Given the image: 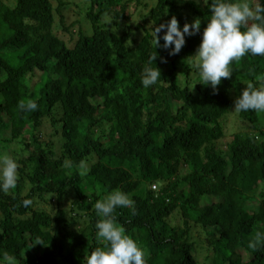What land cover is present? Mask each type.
<instances>
[{
    "label": "trees",
    "instance_id": "16d2710c",
    "mask_svg": "<svg viewBox=\"0 0 264 264\" xmlns=\"http://www.w3.org/2000/svg\"><path fill=\"white\" fill-rule=\"evenodd\" d=\"M210 14L203 0H0V136L20 177L0 192V262L86 264L102 246L94 205L119 189L135 214L114 215L147 264H264V239L250 247L264 236V111L238 112L230 138L226 121L241 84L264 86V56L214 90L186 65L199 33L175 55L153 44L172 16L202 32ZM155 51L161 80L145 88ZM29 99L38 110L21 111Z\"/></svg>",
    "mask_w": 264,
    "mask_h": 264
},
{
    "label": "clouds",
    "instance_id": "9594fccd",
    "mask_svg": "<svg viewBox=\"0 0 264 264\" xmlns=\"http://www.w3.org/2000/svg\"><path fill=\"white\" fill-rule=\"evenodd\" d=\"M211 10L207 24L201 32V18L185 23L181 28L179 20L172 16L166 23H161L152 30L155 49H170V55L178 54L186 43V36L199 33L201 42L193 55L185 60L189 69L199 76L197 83L211 86L214 90L221 84L222 78H230L234 61L246 55L264 56V0H203ZM163 45L160 44V33ZM158 53L150 55L142 71V84L145 88L156 85L161 80V71L154 61ZM190 58V59H189ZM155 65L153 67L152 65ZM196 84V83H195ZM194 84V85H195ZM193 85V87H194ZM192 87V88H193ZM234 111H264V86L248 84L235 99ZM21 111H36L38 103L29 99L21 102ZM18 161L6 152H0V192L8 193L15 188L20 179ZM85 172L87 168L85 167ZM31 199H24L22 205H32ZM135 201L122 190H113L94 207L101 217L96 225V235L102 246L91 249L86 264H147L145 251L119 225L114 215L118 208H131L135 214ZM264 239L257 233L250 247H257V242ZM6 264H17L15 256L4 254ZM3 264V262H0Z\"/></svg>",
    "mask_w": 264,
    "mask_h": 264
},
{
    "label": "rangeland",
    "instance_id": "374dc122",
    "mask_svg": "<svg viewBox=\"0 0 264 264\" xmlns=\"http://www.w3.org/2000/svg\"><path fill=\"white\" fill-rule=\"evenodd\" d=\"M35 77L32 79V82H35L37 80V78H39V73H35L34 75ZM249 83L244 82L243 85L241 84V88L239 89L240 92L239 94L242 92V90L248 85ZM232 112H234L232 114ZM231 115L226 119V121L230 124L227 125L228 127V136L230 138V134L233 131H237V128H243L245 127V125H243V123L239 122V119L237 118V113L236 111H233L231 109L230 111ZM256 119L260 122H262L263 120V114L262 111H256ZM53 128L51 127V125L49 124L48 121L43 122L42 126H41V133H42V137L41 139L46 140L48 138V136L53 132L52 130ZM57 139V138H56ZM11 134L9 133L8 129H4L3 132L1 133L0 136V150H5L8 154H12L13 153V149L14 146L11 143ZM55 140V139H54ZM47 141V140H46ZM59 151V150H58ZM257 201V200H256ZM249 206H251L252 208H254L256 206V203L254 202V200H252L251 203H248ZM171 222L175 223V220H171ZM202 252H200V254H202ZM199 253H196V255Z\"/></svg>",
    "mask_w": 264,
    "mask_h": 264
}]
</instances>
